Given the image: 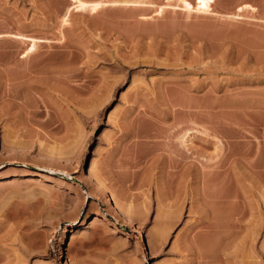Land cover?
<instances>
[{
    "label": "rangeland",
    "instance_id": "rangeland-1",
    "mask_svg": "<svg viewBox=\"0 0 264 264\" xmlns=\"http://www.w3.org/2000/svg\"><path fill=\"white\" fill-rule=\"evenodd\" d=\"M79 1L0 0V264H264V0Z\"/></svg>",
    "mask_w": 264,
    "mask_h": 264
},
{
    "label": "bare ground",
    "instance_id": "bare-ground-1",
    "mask_svg": "<svg viewBox=\"0 0 264 264\" xmlns=\"http://www.w3.org/2000/svg\"><path fill=\"white\" fill-rule=\"evenodd\" d=\"M230 1V0H229ZM74 2V1H73ZM76 2H77V4L75 5V8H77V11L78 10H80V11H86V10H90V11H92V12H95V11H97V9H101L103 6L105 7V5H107V4H110L111 2L112 3H115V4H117V3H119V2H116V1H111L110 3H109V1H108V3L105 1H100V2H94V3H91V4H88V3H84V2H81V1H77L76 0ZM127 2V1H126ZM178 2H180V7L183 9V11H185L186 13H191V12H196V13H203V14H208V13H211V14H214V13H212V9H211V5L215 2V0H203V3L201 2V0H178ZM194 2V3H193ZM122 3H124V2H122ZM230 3V2H229ZM231 3H232V1H231ZM189 5L191 6V7H189ZM168 6V5H167ZM170 6V5H169ZM179 6V5H178ZM73 7V6H72ZM165 7L166 6H164V9H165ZM87 8H89V9H87ZM243 8H245V7H240V8H238L237 10H242ZM69 9V8H68ZM73 9V8H72ZM251 9H252V7H251ZM254 9V8H253ZM71 10V9H70ZM76 11V10H75ZM84 11V12H85ZM160 13L163 11V7L161 6L160 8H159V10H158ZM240 11H238V12H240ZM68 12V11H67ZM159 12H157V13H159ZM68 15V14H67ZM217 15V14H216ZM231 15V14H230ZM236 15V14H235ZM69 16V15H68ZM66 17L67 16H65V19H66ZM68 19V18H67ZM238 19V18H237ZM64 20V19H63ZM65 22L67 21V20H64ZM64 23V22H63ZM23 38V37H22ZM30 41H31V45H30V48H29V50L27 51L28 53L29 52H32V50L33 49H35V46H37V43H38V41L40 42L41 40H38V39H30ZM26 54V53H25ZM27 55V54H26ZM91 166V165H90ZM96 184H97V188H96V190H97V193H99V191L101 190L99 187H100V182L99 181H97L96 182ZM100 189V190H99ZM104 204H106V205H108L110 208H111V199L108 197V196H105L104 197ZM115 213H117L115 210H113ZM120 214H122L123 215V217L125 218V219H128V213H125V212H121L120 211ZM93 217V221H99V219L97 218V216H92ZM83 225V222L81 223V226ZM62 227V226H61ZM66 231V228H62L61 230H60V232H65Z\"/></svg>",
    "mask_w": 264,
    "mask_h": 264
},
{
    "label": "snow or ice",
    "instance_id": "snow-or-ice-1",
    "mask_svg": "<svg viewBox=\"0 0 264 264\" xmlns=\"http://www.w3.org/2000/svg\"><path fill=\"white\" fill-rule=\"evenodd\" d=\"M201 2L203 3V0H201ZM189 7H191V6L189 5Z\"/></svg>",
    "mask_w": 264,
    "mask_h": 264
}]
</instances>
